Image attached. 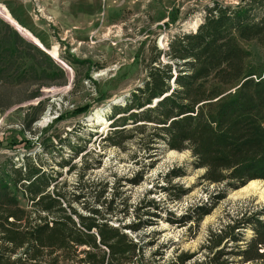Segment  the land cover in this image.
<instances>
[{
  "label": "rangeland",
  "instance_id": "1",
  "mask_svg": "<svg viewBox=\"0 0 264 264\" xmlns=\"http://www.w3.org/2000/svg\"><path fill=\"white\" fill-rule=\"evenodd\" d=\"M215 3L237 6L241 0H0V19L44 52L65 79L61 84V73L52 68L49 85L37 88L8 82L0 89V168L18 167L29 157L56 178L70 198L78 185L86 194L107 185L101 199L106 203L93 204L92 195L87 196V205L102 212L116 191L112 209L123 219L121 226L149 222L137 233L125 231L141 248L129 264H176L184 255L190 258L185 264L203 263L211 257L206 249L211 234L258 212L263 213L259 220L264 222V191L248 185L256 181L261 189L264 180H251L237 189L227 183L210 184L202 179L204 170L194 166L190 151L167 150L163 141L151 139L153 125L139 134L130 132L129 121L124 138L116 139L119 147L106 139L115 126L113 108L124 106L142 87L150 61L168 51L171 41L195 33L206 9ZM8 4L26 10L28 24L18 26L4 7ZM262 13L257 9L254 19ZM6 34L0 25V39ZM250 51L257 53V49ZM159 61L171 63L165 56ZM15 63L24 75L30 73L31 65L42 70L48 66L30 49L18 53ZM178 65L183 70L182 62ZM37 76L41 78L39 72ZM35 90L38 97L30 99ZM84 106H89L86 114L72 115ZM18 200L29 209L25 200ZM147 202H154L156 210L146 207ZM75 207L85 214L81 205ZM196 210L207 214L197 221ZM187 216L192 219L184 222ZM237 232L243 240L237 247L244 248L253 236L251 227ZM227 258L231 264H264Z\"/></svg>",
  "mask_w": 264,
  "mask_h": 264
},
{
  "label": "trees",
  "instance_id": "2",
  "mask_svg": "<svg viewBox=\"0 0 264 264\" xmlns=\"http://www.w3.org/2000/svg\"><path fill=\"white\" fill-rule=\"evenodd\" d=\"M257 9L263 13L255 20ZM0 25L7 32L0 39V89L8 82L37 88L49 85L52 68L61 73L60 83L65 82L61 69L44 52L1 19ZM251 48L257 49L255 55ZM20 49L33 50L48 66L42 70L31 65L30 73L19 74L15 56L23 53ZM157 55L150 61L142 87L124 106L113 108L115 126L107 141L119 147L121 142L116 139L124 138L129 121L130 132L139 134L149 124L155 131L151 139L163 141L167 150L190 151L194 166L204 170L202 179L210 184L227 183L237 189L251 180H264V0H241L237 6L215 3L206 9L195 33L171 41L168 51ZM160 56L171 63H161ZM181 62L184 71L178 68ZM36 97L35 90L30 99ZM88 109L77 108L72 115L86 114ZM119 115L123 116L115 119ZM55 181L29 157L18 167L0 168V264H129L141 248L125 231L137 233L149 222L121 226L123 219L112 209L116 191L105 212L87 205L88 195L93 204L106 203L101 199L107 185L89 194L78 185L70 198ZM19 197L27 202L28 210L20 206ZM145 204L156 210L154 202ZM194 214L200 221L207 212L196 210ZM262 215L255 213L243 223L237 220L211 234L206 248L211 257L199 264H231L229 255L240 263L264 262ZM183 219L187 222L192 216ZM246 225L253 236L244 248H238L243 240L237 231ZM231 247L236 251L226 252ZM189 259L181 256L176 264Z\"/></svg>",
  "mask_w": 264,
  "mask_h": 264
},
{
  "label": "crops",
  "instance_id": "3",
  "mask_svg": "<svg viewBox=\"0 0 264 264\" xmlns=\"http://www.w3.org/2000/svg\"><path fill=\"white\" fill-rule=\"evenodd\" d=\"M7 11L9 12L10 16L12 17V19L16 22V24L18 26H20L19 24H28V20H29V15L27 13L26 10H23L21 7H15V5L13 4H8L7 7L4 6ZM21 27V26H20ZM24 28V27H22ZM25 29V28H24ZM27 30V29H26ZM28 31V30H27Z\"/></svg>",
  "mask_w": 264,
  "mask_h": 264
},
{
  "label": "bare ground",
  "instance_id": "4",
  "mask_svg": "<svg viewBox=\"0 0 264 264\" xmlns=\"http://www.w3.org/2000/svg\"><path fill=\"white\" fill-rule=\"evenodd\" d=\"M99 122H100V121L98 120L97 123H99ZM248 185H250V186H249L250 189L262 190V191H264V186H262L261 189H260V187L257 185V182H256V181H251V182L248 183Z\"/></svg>",
  "mask_w": 264,
  "mask_h": 264
},
{
  "label": "built area",
  "instance_id": "5",
  "mask_svg": "<svg viewBox=\"0 0 264 264\" xmlns=\"http://www.w3.org/2000/svg\"><path fill=\"white\" fill-rule=\"evenodd\" d=\"M131 264H134V263H131Z\"/></svg>",
  "mask_w": 264,
  "mask_h": 264
},
{
  "label": "water",
  "instance_id": "6",
  "mask_svg": "<svg viewBox=\"0 0 264 264\" xmlns=\"http://www.w3.org/2000/svg\"><path fill=\"white\" fill-rule=\"evenodd\" d=\"M17 29V28H16ZM17 31H18V29H17Z\"/></svg>",
  "mask_w": 264,
  "mask_h": 264
}]
</instances>
